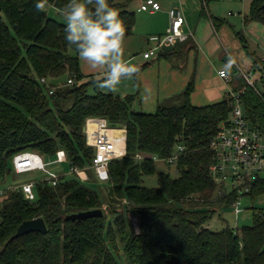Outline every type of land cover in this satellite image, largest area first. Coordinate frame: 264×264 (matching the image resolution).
Segmentation results:
<instances>
[{"label": "trees", "instance_id": "trees-1", "mask_svg": "<svg viewBox=\"0 0 264 264\" xmlns=\"http://www.w3.org/2000/svg\"><path fill=\"white\" fill-rule=\"evenodd\" d=\"M211 1L201 0V15ZM130 2L109 0L124 21L125 38L135 25ZM67 3L0 0V182L14 173L12 159L23 152L48 162L64 151L69 168H89L94 150L83 132L88 118L123 127L126 153L109 164L107 200L75 176L55 187L36 183L34 201L8 186L0 195V264H119V250L126 264H264V208H254L251 225L239 234L229 227L219 232L205 227L215 207H231L238 198L235 191L219 193L209 171V144L229 118V99L193 106L190 81L153 114H144L133 111L138 93L88 95L87 88L102 79L81 73L78 53L65 40L66 25L43 10L51 5L62 13ZM210 21L215 30L223 24L215 17ZM244 22L264 27V0H252ZM241 101L250 126L264 134V94L246 87ZM178 145L186 152L173 166L177 174L159 172L157 188L142 186V177L155 172L153 158L170 157ZM263 194L264 179L258 178L246 195L253 201ZM90 210L103 216L65 219ZM130 217L137 219L136 229ZM33 219L44 221L45 234L10 241L23 222Z\"/></svg>", "mask_w": 264, "mask_h": 264}, {"label": "crops", "instance_id": "crops-1", "mask_svg": "<svg viewBox=\"0 0 264 264\" xmlns=\"http://www.w3.org/2000/svg\"><path fill=\"white\" fill-rule=\"evenodd\" d=\"M144 1L146 0H131L127 6L128 11L135 14L133 32L124 39L127 42L123 44L129 56L134 52L135 42L137 46L143 48L141 52L143 55L154 46V42L149 40L151 37L165 34L170 26V10L177 11L184 18L183 33L191 34L184 42L172 48L162 49L163 52L159 51L149 59L142 57L139 61L146 62L145 64L157 62L141 73L140 83L138 82L139 89L141 86V102L150 111H156L159 103L180 94L190 81L194 84V90L190 95L193 106H207L227 99L229 89L238 90L240 88L236 75L241 73L237 72L236 67L243 72H253L255 81H257L258 74L254 71L264 54V27L255 22L247 24L244 22L252 0H239L241 6L234 0H229L236 5L232 8L238 16H234L233 11H229L221 17H219L217 8L214 6L210 10L209 5L206 9L207 14L201 15V0H153L160 5V10L141 11L140 5ZM214 1L221 2V0L211 2ZM223 4H227L231 9L229 3L224 2ZM210 17L222 20L223 24L215 30ZM225 17L232 18L227 20ZM250 42L261 50L260 56L255 58L253 54L248 53L253 61H240L243 50L249 52ZM152 58L153 60L149 62ZM129 60L131 57H128L126 61L129 62ZM89 67L87 71H81V73L95 78L97 76L98 79L103 78L105 69L101 71V67L94 68L91 65ZM227 68L229 73H227ZM213 70L215 71L213 79L216 81L214 84L209 78ZM220 71L227 73L229 84L218 76ZM134 89V86L130 89L132 90L131 95ZM136 93L139 95V91L134 94ZM154 112L142 113L153 114Z\"/></svg>", "mask_w": 264, "mask_h": 264}, {"label": "built area", "instance_id": "built-area-1", "mask_svg": "<svg viewBox=\"0 0 264 264\" xmlns=\"http://www.w3.org/2000/svg\"><path fill=\"white\" fill-rule=\"evenodd\" d=\"M140 10L158 11L160 10V5L153 0H146L140 5ZM169 18L170 26L165 34L149 39L154 42V46L142 55L144 59L155 56L162 49L172 48L176 44L184 42L188 36H191V34L186 35L183 33L182 27L185 20L177 11L170 10ZM263 68L264 54L261 56L260 64L254 72L262 71ZM236 70L241 73L246 87L260 94L256 88L253 72H243L237 67ZM218 76L225 80L226 83H230L225 71L218 72ZM40 81L45 83L44 79ZM72 83L71 79L67 80V84ZM246 87L241 91L229 89V118L219 126L216 136L209 144V149L213 155L212 165L209 170L210 177L217 186L219 193L224 192L226 186L232 188V193L234 191L237 193L238 198L231 206L236 217L241 213L239 208L240 197L246 195L250 191L251 184L256 179L262 178L260 175L264 173V134L253 129L244 114L241 96ZM83 132L87 146L94 150V156L89 168H70L68 173H58L47 169V167L67 164L64 151L56 152L55 159L49 161V163L36 153L23 152L15 155L12 159L14 173L22 175L36 172L42 175V179L9 186V188L14 189L15 187L22 191L26 200L34 201V186L36 183H46L51 187H55L66 176H75L80 181L85 182L88 180L85 174L87 169L94 172L99 182L106 183L109 179L108 167L110 162L121 159L126 153V131L120 126L112 127L105 119L88 118ZM115 132H120V134H115ZM185 152V146L178 145L170 157L165 159L154 157L153 161L174 166ZM135 158L137 160L143 159L140 155H136ZM173 174L176 175L177 171L174 170ZM0 195H2V192H0Z\"/></svg>", "mask_w": 264, "mask_h": 264}, {"label": "rangeland", "instance_id": "rangeland-1", "mask_svg": "<svg viewBox=\"0 0 264 264\" xmlns=\"http://www.w3.org/2000/svg\"><path fill=\"white\" fill-rule=\"evenodd\" d=\"M224 2L229 3L231 6V9L228 8L227 4H223ZM234 2L239 3L241 6V2L239 0H234ZM208 5H209L210 10H212V8L214 6L217 8V12L219 14V17H221V15L223 16L224 14L228 13L229 11H233L234 16H238V14H236L235 10L232 8V6L236 7V5L231 3V1H229V0H221L220 3L217 1H214V2H210ZM218 8H220V9L218 10ZM43 10L47 13V15L50 19H52L58 23H62L64 25H66V22L64 20L62 13H59L51 5H44ZM225 18L227 20H229L232 17H225ZM124 42H127V41L124 40ZM123 44H126V43H123ZM133 50H134L133 54H131L129 56L125 52V48L123 47L124 59L127 60L128 57H131V60H129V63L133 64L137 68L136 73H134L131 77L122 78L120 85L117 86V90H115V91L109 90L107 88H99L98 86H96V87L89 86L87 88V94L92 96L96 93V91H101L105 94L111 93L113 95L125 97L127 95H131L132 90H130V89L131 88L133 89V86H134L135 89L132 93L134 94L136 91H139V98L135 101V103L133 105V111L141 112V113L142 112L152 113L155 110L150 111L149 108L145 107L141 102V91H140L141 86L139 89L138 82H139V78H140L141 73L143 71L147 70L148 68H150L151 66L155 65L157 62L153 61L152 63H148V64H145L146 62L145 63L139 62L140 60H142L141 52L143 51V48L140 46H137L136 42L133 45ZM244 51L245 50H243V52L241 53L242 58L240 59V61L245 60L247 62H252L253 60L251 58V55H249V54H253V56L255 58L259 57L261 54V50L258 47H255L251 42L249 44V52H244ZM183 55L184 54H182V56ZM152 60H153V58L150 59L149 62H151ZM89 68H90L89 64L80 59V70L81 71H87ZM101 71H104V68H102ZM227 73H229L228 68H227ZM256 73L258 74V79H259V80L257 79V81L255 82L256 88L260 93L264 94V68H263V72L258 71ZM214 74H215V71L213 70L211 76L209 77V78H211L210 82L213 84L216 83V81L213 79ZM91 77H93V76H91ZM236 77L238 78V80L240 82L239 83L240 88L238 89V91H241L244 89V87H246V84H245L244 80L242 79L241 74L236 75ZM93 78H95V77H93ZM260 78H263V79L260 80ZM95 79H98L97 76ZM65 81H66V78L64 77L63 82H65ZM48 163H49V161H48ZM47 169L52 170V171H56L58 173H60V172L68 173L70 170L68 164L52 165V166H48ZM173 171H174L173 166L167 167V166H163L162 164L157 163L155 166L154 174L149 175V176H143L142 180H141L142 181L141 184H142V186L147 187V188H157L158 187V183H157L158 173L164 172V173H169L172 176H174ZM85 174L88 177V180L85 181L83 184L87 188H89L93 191H96L102 198L107 200L108 199L109 185L107 183L99 182L97 180L94 172L90 169L85 170ZM260 176L262 177V179H264V173H261ZM65 178L69 179V178H72V176H66ZM39 179H42V175L40 173H36V172L35 173L22 174V175L10 173L0 182V192H3L8 186H16V185H19L21 183L30 182V181L39 180ZM231 191H232V188L230 186L225 187V193L226 194H230ZM0 201H1V198H0ZM239 208L241 210V213L238 214L236 217L234 214V211H233V207H215V214H214L213 218L205 225V227L207 229H209L210 231H213V232H219L222 229L229 227L230 229H233L237 234H239L240 230L243 227L251 225V222H252L251 216H252V212H253L254 208H264V194L261 196H258L253 201L247 195H242L240 197ZM130 220L136 229L137 228V219L135 217H130ZM116 260L119 264H126L122 251L119 250L118 254L116 255Z\"/></svg>", "mask_w": 264, "mask_h": 264}, {"label": "clouds", "instance_id": "clouds-1", "mask_svg": "<svg viewBox=\"0 0 264 264\" xmlns=\"http://www.w3.org/2000/svg\"><path fill=\"white\" fill-rule=\"evenodd\" d=\"M42 5L37 3V8ZM65 40L81 60L105 69L99 88L117 90L137 68L124 59L125 24L109 0H68L62 9Z\"/></svg>", "mask_w": 264, "mask_h": 264}, {"label": "water", "instance_id": "water-1", "mask_svg": "<svg viewBox=\"0 0 264 264\" xmlns=\"http://www.w3.org/2000/svg\"><path fill=\"white\" fill-rule=\"evenodd\" d=\"M112 127H119V125L111 124ZM84 130V128H83ZM103 216V212L101 210H90L85 212L74 213L66 216L67 221L75 222V221H84L90 218H101ZM41 233L45 234L47 232L45 223L42 219H33L30 221L23 222L18 228L16 233L10 238V241L17 239L28 233Z\"/></svg>", "mask_w": 264, "mask_h": 264}, {"label": "bare ground", "instance_id": "bare-ground-1", "mask_svg": "<svg viewBox=\"0 0 264 264\" xmlns=\"http://www.w3.org/2000/svg\"><path fill=\"white\" fill-rule=\"evenodd\" d=\"M115 134H120V132H115Z\"/></svg>", "mask_w": 264, "mask_h": 264}]
</instances>
